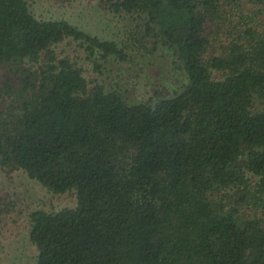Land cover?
I'll return each mask as SVG.
<instances>
[{"label":"trees","instance_id":"1","mask_svg":"<svg viewBox=\"0 0 264 264\" xmlns=\"http://www.w3.org/2000/svg\"><path fill=\"white\" fill-rule=\"evenodd\" d=\"M102 3L179 91L127 100L58 47L99 72L129 45L0 0V167L77 196L30 214L36 264H264V0Z\"/></svg>","mask_w":264,"mask_h":264},{"label":"rangeland","instance_id":"2","mask_svg":"<svg viewBox=\"0 0 264 264\" xmlns=\"http://www.w3.org/2000/svg\"><path fill=\"white\" fill-rule=\"evenodd\" d=\"M27 1L39 19H65L102 39L129 45L127 62L99 61L102 67L97 72L93 60L87 59L76 43L70 40L62 43L58 51L70 56L91 81L98 78L108 89L119 90L131 102H145L157 95L172 96L182 88L184 77L174 70L170 56L163 51L149 56L150 49L137 46L131 49V43L139 38L138 25L128 18L114 17L102 0ZM130 31L133 34L129 38ZM0 201V264H36L38 251L29 239L32 212H56L77 206L75 192L53 193L25 172L8 173L1 167Z\"/></svg>","mask_w":264,"mask_h":264}]
</instances>
